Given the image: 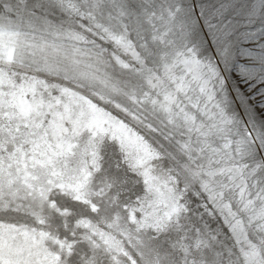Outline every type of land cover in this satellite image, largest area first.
I'll use <instances>...</instances> for the list:
<instances>
[{"label": "snow or ice", "instance_id": "obj_1", "mask_svg": "<svg viewBox=\"0 0 264 264\" xmlns=\"http://www.w3.org/2000/svg\"><path fill=\"white\" fill-rule=\"evenodd\" d=\"M0 264H264V0H0Z\"/></svg>", "mask_w": 264, "mask_h": 264}]
</instances>
